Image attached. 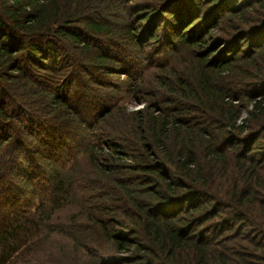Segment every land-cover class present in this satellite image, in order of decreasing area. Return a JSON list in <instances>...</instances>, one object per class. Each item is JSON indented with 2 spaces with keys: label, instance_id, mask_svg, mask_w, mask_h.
<instances>
[{
  "label": "trees",
  "instance_id": "trees-1",
  "mask_svg": "<svg viewBox=\"0 0 264 264\" xmlns=\"http://www.w3.org/2000/svg\"><path fill=\"white\" fill-rule=\"evenodd\" d=\"M56 225L97 264H264V0H0V264Z\"/></svg>",
  "mask_w": 264,
  "mask_h": 264
},
{
  "label": "rangeland",
  "instance_id": "rangeland-1",
  "mask_svg": "<svg viewBox=\"0 0 264 264\" xmlns=\"http://www.w3.org/2000/svg\"><path fill=\"white\" fill-rule=\"evenodd\" d=\"M124 13L131 16V13L126 12V10H124ZM220 35H221L220 33L216 32L211 36V38L213 40H216L219 37H221ZM174 66H176V62ZM107 78L112 80L111 82H116L121 78L124 79V77H118V76H114L111 78L107 77ZM123 105L128 111L139 110L143 108L144 101L142 97L139 98L137 96L130 94V96L127 97L125 101H123ZM45 120L49 122L48 119ZM60 127H63V129H65L66 132L74 131L71 130V128L67 129L68 126L65 125H60ZM77 133L79 134V132L74 131V134ZM81 137L86 138V134H82ZM80 157L81 159L85 157L83 151L81 152ZM12 171L17 174L16 176L20 180H23L21 178H25L24 176L20 175L16 165L14 166ZM3 179H4L3 183L7 189L8 188L11 189V187L17 189V187L20 186L11 176H7L6 174H3ZM23 200H26L28 205H26L25 203L17 204V205L15 204L13 208L16 207L20 209V212H26L32 209L39 199L37 197L30 198L29 196H26ZM76 212L77 209L68 206V208H65L63 212H60V214L62 217L65 218L68 217L69 214H74ZM57 225L55 229L58 231L53 230L51 231L50 234L46 235L44 243L41 246H39L36 251H34V249L31 248L26 252L19 253L17 260L10 261L7 264H97L96 261L100 262L101 259H98L94 255V252L90 253L88 248L87 247L85 248V245L83 247H78L79 249H77L76 246H74L73 244L74 243L73 238L70 235H66V233H63L64 231H62L60 227H57ZM95 244L98 245L99 247H102L105 250V252H109L115 249L113 246H110L109 244L103 245L104 242L103 244L99 242H95ZM124 256L128 257L129 255L124 254ZM154 262L156 263L158 261L154 259Z\"/></svg>",
  "mask_w": 264,
  "mask_h": 264
}]
</instances>
